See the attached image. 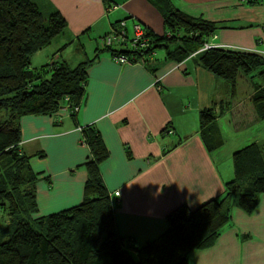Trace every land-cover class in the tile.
<instances>
[{"label":"crops","instance_id":"obj_1","mask_svg":"<svg viewBox=\"0 0 264 264\" xmlns=\"http://www.w3.org/2000/svg\"><path fill=\"white\" fill-rule=\"evenodd\" d=\"M33 1L44 15L58 11L67 23L62 38L53 40L55 48L39 57L44 61L37 67L51 61L74 67L93 59L102 48L98 42L122 20L129 33L133 22L159 37L168 33L162 9L152 0ZM169 1L187 16L217 25L209 45L264 48V0ZM183 48L189 53L182 54ZM190 48L194 46L180 41L167 43L131 64L97 51L74 115L64 108L51 116L20 119L19 145L31 156L30 167L37 175V212L32 219L81 203L87 179L84 163L90 158L81 129L88 125L99 131L108 151L99 172L126 250L133 252L159 238L168 228L166 216L178 206L195 210L221 196L225 183L233 179L232 154L252 143L264 148V67L244 74L245 91L239 90L237 80L232 96L222 79L196 63L202 48ZM209 109L215 119L208 128L222 140L212 151L204 143L207 128L199 123V113ZM187 260L264 264V193L251 215L234 207L215 243L193 250Z\"/></svg>","mask_w":264,"mask_h":264},{"label":"trees","instance_id":"obj_2","mask_svg":"<svg viewBox=\"0 0 264 264\" xmlns=\"http://www.w3.org/2000/svg\"><path fill=\"white\" fill-rule=\"evenodd\" d=\"M152 1L162 9L166 36L159 37L144 27L148 48L111 46L97 51L135 63L154 49L177 41L199 51L217 29L215 23L174 9L169 0ZM66 28L58 11L44 15L33 0H0V264H188L190 252L215 243L234 207L246 215L255 211L258 196L264 193V148L252 143L234 152L233 179L225 183L221 196L195 210L185 204L178 206L166 216L167 230L156 240L133 248V253L117 234L111 197L99 172L108 151L99 131L88 125L81 129V142L90 152L84 163L87 179L81 203L32 219L37 212V175L30 167L31 156L19 145L20 119L51 116L64 108L74 115L84 97L87 67L98 57L96 51L93 59L74 67L56 61L31 67L32 56ZM181 53L189 51L183 48ZM196 63L222 79L233 96L240 74L264 67V58L209 48L197 53ZM214 119L213 109L199 113L200 126L207 128L203 136L209 151L222 145L218 132L208 128Z\"/></svg>","mask_w":264,"mask_h":264},{"label":"built area","instance_id":"obj_3","mask_svg":"<svg viewBox=\"0 0 264 264\" xmlns=\"http://www.w3.org/2000/svg\"><path fill=\"white\" fill-rule=\"evenodd\" d=\"M131 32L129 33L126 29L125 21L122 20L118 23L117 28H112V30L106 34L101 39V47H121V48H128V49H134V50H144L149 47V41L147 37L145 36V29L144 27L138 23L133 22L131 25ZM264 47V46H263ZM209 48H221V49H227V50H233V51H241V52H247V53H253L256 55H259L264 58V48L254 49L252 51H244L243 49L227 46V45H218L213 46L209 44H205L202 47V50L209 49ZM115 59L121 63V64H131L133 62H130L125 57H115ZM77 111V109H75ZM167 133H173L172 130H167ZM114 195L116 197L119 196V192H114Z\"/></svg>","mask_w":264,"mask_h":264},{"label":"rangeland","instance_id":"obj_4","mask_svg":"<svg viewBox=\"0 0 264 264\" xmlns=\"http://www.w3.org/2000/svg\"><path fill=\"white\" fill-rule=\"evenodd\" d=\"M45 18H47V17H45ZM130 31H132V30H130ZM58 37H61L62 38V36L60 35V36H58ZM57 37V38H58ZM60 38V39H61ZM54 41H56L55 39H54ZM99 41V39L97 40V42ZM53 42V41H52ZM54 43V42H53ZM53 43H51L49 46H47V47H45L44 49H42L41 51H39V52H37V54L39 55L40 54V56H33V58H32V60H31V64H32V66H34V67H37V66H39L40 64H42L41 62V60H43L44 61V59H42V58H45L47 55H48V53L51 51V49H53V48H55L54 47V44ZM99 43V45H101V42H98ZM39 57H42L41 59H39ZM41 61V62H40ZM242 78V79H241ZM248 78V77H247ZM254 80H257V78H255L254 77ZM238 83H239V90L241 91V87H244V86H246V77H245V75L243 74V73H241L240 74V76H239V79H238ZM243 90V89H242ZM246 89H245V87H244V90L243 91H245Z\"/></svg>","mask_w":264,"mask_h":264}]
</instances>
